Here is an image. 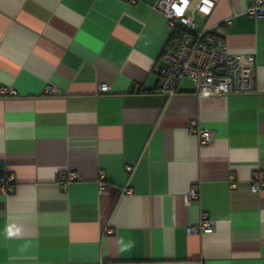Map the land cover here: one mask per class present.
Listing matches in <instances>:
<instances>
[{
	"label": "crops",
	"instance_id": "crops-1",
	"mask_svg": "<svg viewBox=\"0 0 264 264\" xmlns=\"http://www.w3.org/2000/svg\"><path fill=\"white\" fill-rule=\"evenodd\" d=\"M213 1L192 18L254 56L253 93L199 96L184 77L163 95L158 0H0V88L17 93L0 94V264H264V14ZM204 216L213 231L188 232Z\"/></svg>",
	"mask_w": 264,
	"mask_h": 264
},
{
	"label": "built area",
	"instance_id": "built-area-1",
	"mask_svg": "<svg viewBox=\"0 0 264 264\" xmlns=\"http://www.w3.org/2000/svg\"><path fill=\"white\" fill-rule=\"evenodd\" d=\"M136 2L137 0H128ZM214 7L213 0H158L156 8L166 17V24L172 34L178 29L186 32L180 46L174 52H167L158 65L160 76V92L171 97L178 91V84L182 78H188L192 83V92L199 96H223L239 93H253L256 88L254 56L230 52L222 38L220 28L214 30H198L197 23L192 18L194 11L203 15L211 13ZM248 14L254 18H261L264 14V0H250ZM230 24V20L224 22ZM107 85L101 84L99 92H107ZM48 92L53 93L49 88ZM1 95H16V91L7 87L0 88ZM190 134L197 136L201 144L210 139V131L203 130L191 121L188 126ZM132 167H125L131 173ZM78 176L75 172L66 171L58 175L62 190L69 182L75 181ZM97 185L100 192L107 188L106 175L100 171L97 176ZM235 189L236 183L230 184ZM13 174L0 171V194L9 195L13 192ZM264 188V173L255 172L250 178V191L258 193ZM131 193L130 188L124 190ZM198 198L196 188H191L187 194L189 201ZM188 232L211 233L213 226L204 216L199 226L187 228Z\"/></svg>",
	"mask_w": 264,
	"mask_h": 264
},
{
	"label": "trees",
	"instance_id": "trees-1",
	"mask_svg": "<svg viewBox=\"0 0 264 264\" xmlns=\"http://www.w3.org/2000/svg\"><path fill=\"white\" fill-rule=\"evenodd\" d=\"M186 35L185 30L183 29H178L177 31H175L170 38L169 41V47H170V52H174L178 49V47L180 46L184 36Z\"/></svg>",
	"mask_w": 264,
	"mask_h": 264
}]
</instances>
